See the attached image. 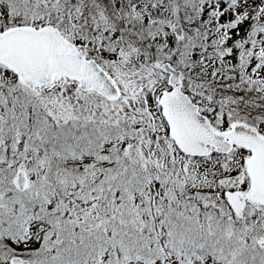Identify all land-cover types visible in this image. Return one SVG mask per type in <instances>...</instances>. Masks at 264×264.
I'll return each instance as SVG.
<instances>
[{
	"label": "snow or ice",
	"instance_id": "1",
	"mask_svg": "<svg viewBox=\"0 0 264 264\" xmlns=\"http://www.w3.org/2000/svg\"><path fill=\"white\" fill-rule=\"evenodd\" d=\"M0 264H264V0H0Z\"/></svg>",
	"mask_w": 264,
	"mask_h": 264
}]
</instances>
